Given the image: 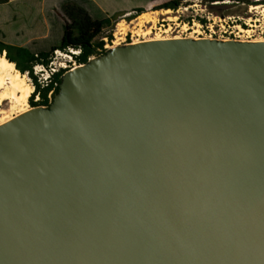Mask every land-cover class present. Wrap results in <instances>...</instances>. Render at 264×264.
Listing matches in <instances>:
<instances>
[{"label":"water","instance_id":"1","mask_svg":"<svg viewBox=\"0 0 264 264\" xmlns=\"http://www.w3.org/2000/svg\"><path fill=\"white\" fill-rule=\"evenodd\" d=\"M0 264H264V40L117 45L1 123Z\"/></svg>","mask_w":264,"mask_h":264},{"label":"rangeland","instance_id":"2","mask_svg":"<svg viewBox=\"0 0 264 264\" xmlns=\"http://www.w3.org/2000/svg\"><path fill=\"white\" fill-rule=\"evenodd\" d=\"M101 1L97 0V2ZM167 1L169 0H103L109 7V11L131 5L140 7H135L129 14L118 13L120 15L116 20L112 21V24L96 40L109 35L114 38L113 34L116 33L119 41L122 29L134 31L133 42L155 38H208L206 35H208L210 27H214L216 30L221 29L222 33L225 30L238 32L240 40H264V0H254L258 1L255 2L257 3L255 5L235 4L223 8L211 7L207 0H185L176 10L161 8V5ZM137 9H142L143 12H137ZM144 13L149 16L141 18ZM198 18H204L206 22L201 23ZM240 23H243L245 27ZM239 26L240 30H238ZM68 59L64 52H55L50 63L59 67ZM23 75L33 92L32 79L27 73ZM27 107H31L29 98ZM21 108V105L12 106L8 100H5L0 105V123L6 117L12 118L19 114Z\"/></svg>","mask_w":264,"mask_h":264},{"label":"trees","instance_id":"3","mask_svg":"<svg viewBox=\"0 0 264 264\" xmlns=\"http://www.w3.org/2000/svg\"><path fill=\"white\" fill-rule=\"evenodd\" d=\"M8 0H0V3ZM185 0H169L161 5V8L178 9ZM209 6L214 8H223L235 4L255 5L258 1L254 0H207ZM98 9L93 0H64L57 10H47L46 18L50 24L48 36L32 40L24 46L8 44L0 40V56H4L8 61L14 63L20 73H28L35 85V89L29 97L31 106L46 105L47 93L56 82L54 94L59 90L61 76L66 71L60 69L52 75V81L43 89H40L36 83V77L33 75V66L36 64L49 65L51 58L56 51L66 52L69 48L79 50L74 59L78 63L84 64L92 55H99L106 50L99 52L97 49L103 46V40H96L103 31L116 20L118 15L108 16L107 14H98ZM137 12H143L137 9ZM198 21L205 23L206 19L198 18ZM190 23V20H188ZM243 27L245 25L240 23ZM111 38V35H109ZM102 38V37H101ZM39 94L40 99L35 101V96Z\"/></svg>","mask_w":264,"mask_h":264},{"label":"crops","instance_id":"4","mask_svg":"<svg viewBox=\"0 0 264 264\" xmlns=\"http://www.w3.org/2000/svg\"><path fill=\"white\" fill-rule=\"evenodd\" d=\"M64 0H8L0 3V40L5 43L24 46L28 42L48 36L50 24L46 11L57 10ZM95 12L112 16L118 13L129 14L135 7L127 6L109 11L103 0H93ZM10 38V39H9Z\"/></svg>","mask_w":264,"mask_h":264},{"label":"built area","instance_id":"5","mask_svg":"<svg viewBox=\"0 0 264 264\" xmlns=\"http://www.w3.org/2000/svg\"><path fill=\"white\" fill-rule=\"evenodd\" d=\"M208 17V16H207ZM241 25V24H240ZM238 30H240V26L238 27ZM224 33H222V30H216L214 27H210L209 28V33L208 38H218V39H238V32H234L232 31H223ZM114 38H110L109 36H105L102 37L101 40H103V46L98 48L97 50L99 52L104 51V50H108L114 46L117 45H122L125 43H129V42H133V37H134V31L132 30H121L120 31V37H119V41H118V37L116 36V33L113 34ZM130 41H127V40ZM56 52H62V51H56ZM80 53L79 50H74L72 48H69L68 51L64 52V54L69 58L68 61H64V63H61L59 65V67L53 66L51 63H49V65H43V64H36L33 66V75L36 77V83L38 84V86L40 87V89L45 88L46 86L49 85V83L52 81V75L55 74L56 72H58L60 69H73L76 68L80 65H82L81 63H78L76 61V59H74V55H78ZM96 55H92L88 58L91 59L92 57H94ZM28 74V73H27ZM57 86V83L54 82L52 88L50 89V91L47 93V101L50 104L51 101L53 100L54 97V90L55 87ZM33 89H35V85L33 84ZM34 91V90H33ZM40 99L39 94H37L35 96V101H38ZM41 106H46V105H41Z\"/></svg>","mask_w":264,"mask_h":264},{"label":"bare ground","instance_id":"6","mask_svg":"<svg viewBox=\"0 0 264 264\" xmlns=\"http://www.w3.org/2000/svg\"><path fill=\"white\" fill-rule=\"evenodd\" d=\"M166 12V11H165ZM149 16L144 13L141 18ZM161 39V38H155ZM16 70V72H14ZM32 92L29 84L26 83L24 75L18 71L14 63L8 61L4 56H0V105L8 100L12 106L21 105L20 113L27 111V100ZM11 118L2 119L1 123ZM0 123V124H1Z\"/></svg>","mask_w":264,"mask_h":264}]
</instances>
